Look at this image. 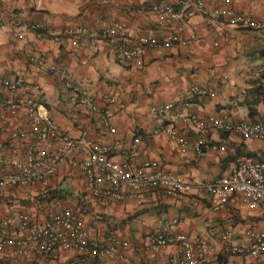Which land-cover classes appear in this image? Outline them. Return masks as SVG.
<instances>
[{"label":"crops","instance_id":"obj_1","mask_svg":"<svg viewBox=\"0 0 264 264\" xmlns=\"http://www.w3.org/2000/svg\"><path fill=\"white\" fill-rule=\"evenodd\" d=\"M194 0H0V80L20 77L25 85L21 95L35 93L42 108L55 120L64 135L77 137L87 130L92 140L106 144L116 161L133 157L138 163L151 160L183 179L213 183L227 176L236 160L261 159L264 145L243 140L223 128L206 136L184 123L176 112L190 86L197 84L216 92V97H198L191 110L201 117L213 115L230 121H256L264 110V75L256 71L264 65V0H233L237 12L249 14L263 23L258 29H243L228 24L215 14L218 0H205V7L186 21L164 24L154 13H139L148 4L174 5L179 12ZM190 2V3H187ZM115 22L127 25L131 39L142 35L163 36L178 29L186 45L167 49L150 48L141 59L125 62L109 38L96 41L86 36L75 40L67 30L78 27L98 29ZM43 24L46 35L29 28ZM217 30H221L219 34ZM22 37H14V32ZM218 43V44H217ZM38 87V91L36 90ZM86 89L99 109L112 97L122 105L109 125L100 112L81 108L79 97ZM173 102V111L155 116L152 107ZM7 126L2 129L1 121ZM29 130L22 110L16 115L4 109L0 114V155L9 154L16 141L11 132ZM174 128L190 143L225 145L235 152L212 149L203 155L184 150L167 129ZM113 129V130H111ZM81 158V156H80ZM72 207L90 227L93 239L102 241L110 230L128 240L126 253L140 264H161L173 245L154 250L149 236L156 231L183 233L202 239L211 256L219 255L233 264H264V256L228 254L218 235L231 231L236 243H247L251 225L264 228V210H251L238 197L218 210L205 190L167 196L146 191L135 198L110 201L102 205L89 196L83 173L69 162L59 165L49 180L27 187H6L0 192V215L25 211L41 219L46 212ZM75 251H61L69 262ZM0 264H47L35 258L16 257L11 249L0 252ZM54 264V261L48 262ZM106 264H116L107 258Z\"/></svg>","mask_w":264,"mask_h":264},{"label":"built area","instance_id":"obj_2","mask_svg":"<svg viewBox=\"0 0 264 264\" xmlns=\"http://www.w3.org/2000/svg\"><path fill=\"white\" fill-rule=\"evenodd\" d=\"M218 1L221 6L215 9V14L225 17L228 24L243 29H258L263 26L262 22L249 14L237 12L232 6L233 0ZM191 2L192 5L187 6L182 13L174 5L165 3L148 4L138 12L154 13L158 21L164 24H172L178 20L183 22L205 7V0ZM0 26L3 27L2 23ZM29 28L35 31L45 30L43 24H32ZM217 31L222 34L221 30ZM67 33L72 34L75 40L86 36L94 41L109 38L118 55L128 63L141 59L150 48L167 49L173 45L188 43L178 29H171L163 36L142 35L134 40L123 22L98 29L78 27L67 30ZM13 36L21 38L22 33L16 31ZM256 75H264V65L256 71ZM24 85L25 82L20 77L0 80V114L4 109L14 115L22 110L29 125V130L17 128L11 132V139L16 144L12 145L9 154L0 155V192L6 187H27L43 183L55 175L59 165L69 162L83 173L89 196L102 205L114 200L135 198L146 191L172 196L205 190L216 210L228 205L235 197L251 210H264V157L238 158L227 176L209 184L183 179L166 171L156 161L138 163L136 157L140 155V151L136 144L131 159L116 161L110 156L109 147L92 140L87 130H83L77 137L64 135L52 116L42 108L35 93L20 94ZM36 90H39L37 86ZM207 96L216 97V92L197 84L191 85L176 115L205 136L213 129L223 128L240 135L245 141H259L264 145V110L256 121L234 122L227 117L220 119L213 115L201 117L191 110V104L198 97ZM79 99L82 109L100 112L101 120L107 125L123 108L116 97H112L104 109H99L86 89L81 91ZM175 107L176 104L168 102L152 107L151 113L161 116L173 111ZM1 123L4 129L7 123L4 120ZM167 132L184 150L194 149L203 155L212 149L235 152L234 147L229 149L225 145L201 141L190 143L174 128L167 129ZM246 235L247 243L241 245L236 243L233 232L220 233L218 239L224 244V257L228 254L264 256V228L251 225ZM148 240L154 250L177 246V251L170 253L167 261L161 264H233L219 255L211 256L206 241L183 233L171 235L156 231L150 234ZM130 246V242L120 237L115 230H110L102 241L93 239L88 223L72 207L50 210L41 219H36L25 211L0 215V252L9 248L16 257L35 258L47 264L50 261H54V264H106L107 258H111L116 264H140L126 253ZM61 251H75L76 256L66 262L60 258Z\"/></svg>","mask_w":264,"mask_h":264},{"label":"trees","instance_id":"obj_3","mask_svg":"<svg viewBox=\"0 0 264 264\" xmlns=\"http://www.w3.org/2000/svg\"><path fill=\"white\" fill-rule=\"evenodd\" d=\"M38 32L40 33V35L45 36L46 35V30H38ZM264 54V51H263Z\"/></svg>","mask_w":264,"mask_h":264}]
</instances>
